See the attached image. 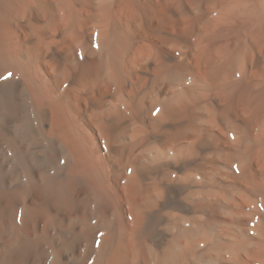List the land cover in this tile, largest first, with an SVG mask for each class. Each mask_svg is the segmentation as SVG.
Returning <instances> with one entry per match:
<instances>
[{
    "label": "bare ground",
    "instance_id": "6f19581e",
    "mask_svg": "<svg viewBox=\"0 0 264 264\" xmlns=\"http://www.w3.org/2000/svg\"><path fill=\"white\" fill-rule=\"evenodd\" d=\"M0 264H264V0H0Z\"/></svg>",
    "mask_w": 264,
    "mask_h": 264
}]
</instances>
